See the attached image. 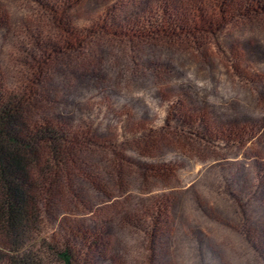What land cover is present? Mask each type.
<instances>
[{
    "label": "trees",
    "instance_id": "trees-1",
    "mask_svg": "<svg viewBox=\"0 0 264 264\" xmlns=\"http://www.w3.org/2000/svg\"><path fill=\"white\" fill-rule=\"evenodd\" d=\"M34 1V13L27 18H0V27L13 39L8 44L13 56L0 62V264H94L101 238L95 227H77L63 219L56 232H50L61 208L86 207L88 195H105L104 176L121 188L125 167H136L141 185L149 174L167 168L124 157L112 135H100L93 128L91 110L84 106L76 109L75 124L51 111L58 108L59 94L73 86L97 84L104 78L103 62L108 74L124 67L123 80L130 87L170 75L161 62L139 66V57L149 48L195 55L208 65L212 51L222 50L219 35L228 26L264 27V0ZM240 64L239 59L229 64L237 77ZM117 76H122L119 70ZM251 84L264 105V85ZM170 91L165 99L173 108L170 124L203 128L206 119L184 111L175 89ZM225 123L237 137H245V124L251 127L249 136L264 137V116ZM139 128L149 137L154 131ZM94 150L110 156L100 157L104 170L88 161ZM151 200L137 198L128 214L141 216ZM191 203L196 206L194 199Z\"/></svg>",
    "mask_w": 264,
    "mask_h": 264
},
{
    "label": "rangeland",
    "instance_id": "rangeland-1",
    "mask_svg": "<svg viewBox=\"0 0 264 264\" xmlns=\"http://www.w3.org/2000/svg\"><path fill=\"white\" fill-rule=\"evenodd\" d=\"M30 7H36L34 0H0V18H27L33 11ZM10 36L1 25L0 62L10 53L13 56L8 51ZM219 43L222 50L212 51L208 65L195 55L147 49L139 57V66L161 62L170 68V75L136 87L123 80L124 67L108 74L103 62V82L63 89L58 108H50L71 118L73 124L77 108L90 109V124L100 135H112L115 149L124 157L167 168L161 174H149L141 185L136 167H125L121 188L104 176L105 195H88L86 207L61 208L50 232H56L63 219L77 227H95L101 238L94 264H261L264 137L260 140L258 132V137L255 132L249 136L248 124L242 129L245 137H237L225 121L264 116V105L251 84L264 85V27L228 26L220 33ZM230 59L241 61L240 76L231 71ZM172 88L184 111L206 119L203 128L170 124L173 108L165 99ZM142 126L154 129L150 137L139 132ZM101 156L110 157L94 150L87 158L104 170ZM137 198L152 200L144 214L133 217L127 210ZM124 219L132 224L128 226Z\"/></svg>",
    "mask_w": 264,
    "mask_h": 264
}]
</instances>
